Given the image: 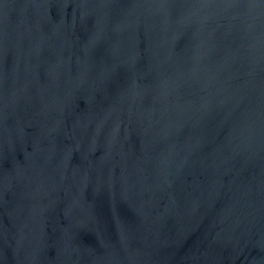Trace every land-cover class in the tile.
<instances>
[{"label":"water","instance_id":"water-1","mask_svg":"<svg viewBox=\"0 0 264 264\" xmlns=\"http://www.w3.org/2000/svg\"><path fill=\"white\" fill-rule=\"evenodd\" d=\"M0 264H264V0H0Z\"/></svg>","mask_w":264,"mask_h":264}]
</instances>
